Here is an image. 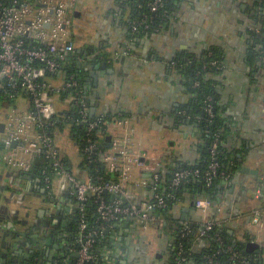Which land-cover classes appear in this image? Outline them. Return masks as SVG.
<instances>
[{
	"label": "crops",
	"instance_id": "0c3cea01",
	"mask_svg": "<svg viewBox=\"0 0 264 264\" xmlns=\"http://www.w3.org/2000/svg\"><path fill=\"white\" fill-rule=\"evenodd\" d=\"M32 1L42 5L57 0ZM174 3L173 17L162 31L132 37L128 21L133 0H78L68 14V36L76 52L81 54L76 60L79 82L90 107L96 109L95 114L124 113L129 118L130 123L125 128L134 131L129 149L138 156L141 165L127 164L129 181L125 189L136 199H147L151 194L149 189L136 187V182L150 184L153 172L166 180L184 165H198L202 158L204 140L195 130L196 125L185 123L187 119L180 112L190 106L195 96L171 65V58L181 51L200 56L208 48L218 49L221 62L217 67L219 72L213 77L214 99L225 125L223 145L231 157V171L216 186L209 217L220 222L234 243L246 249H264V193L260 198L254 197L257 184L264 182V56L260 52L255 54L257 58L248 55L259 32L258 26L248 30L251 26L248 19L254 18L251 1L175 0ZM242 3L247 5L245 9L240 7ZM104 62L106 69H112L111 73L97 67ZM64 76L66 74L62 73L52 80L60 83ZM118 122L115 119L109 125L112 133L107 136H111V140L122 137L126 130ZM1 123L4 124L2 116ZM142 133L159 144L157 153L152 151L156 147L153 143L150 149H144L140 143ZM64 137L56 138L61 153L68 157L71 171L80 174L77 148L74 145L70 155L65 154L63 143L59 144ZM168 141L172 142L167 144ZM107 145L110 150L111 142ZM6 172L18 173L0 166V173ZM10 179L6 177L5 182ZM11 189V186L0 187V209ZM57 193L59 207H70L68 196L71 193L66 189H58ZM195 200L193 193L184 191L166 215L156 213L155 221L145 229L133 219L126 227L125 221L117 224L107 236L110 257L104 262L168 264L175 237L183 226L192 227L201 221ZM5 209L9 212L12 206L8 204ZM256 209L262 212L259 224L252 220ZM10 222L13 223L12 219L7 217L0 220V264H7V260L10 264H21L25 257L19 253L15 237L7 232L11 230ZM75 243L76 238L55 246L40 240L39 248L32 242L31 247L41 252L44 264H52L45 251L52 249L55 253L57 247L62 253L59 264H73ZM194 245L196 249L202 247V244ZM29 248L24 247V250Z\"/></svg>",
	"mask_w": 264,
	"mask_h": 264
},
{
	"label": "built area",
	"instance_id": "2783aa9c",
	"mask_svg": "<svg viewBox=\"0 0 264 264\" xmlns=\"http://www.w3.org/2000/svg\"><path fill=\"white\" fill-rule=\"evenodd\" d=\"M77 1L57 0L39 5L32 0H0V104L7 107L0 115L4 117V142L7 147L5 160L9 166L29 173L35 163L44 160L37 169L45 191L51 195L57 187L66 189L74 197L79 213L83 211L88 197H94L96 225L88 227L80 214L79 234L72 249L77 254L75 264H88L98 258L91 251L95 237L102 234L108 236L109 232L126 218L133 219L145 229L155 221L157 210L167 208L168 200L175 199V196L171 191L166 196L159 193L156 184L160 176L154 172L150 184L145 181L135 183L136 187L149 189L151 194L147 199H136L127 191V164L141 165L138 156H134L129 149L134 134L132 128H125L130 123L129 118L119 120V126L126 129L124 135L114 137L110 141V150L103 151L98 144L91 142L89 137L92 130L99 125L98 121L89 118V102L79 94L80 91H73L79 88V80L74 75L64 76L60 83L54 82V78H47V74L60 76L67 59L76 53V48L68 36V14ZM162 5L163 0H151L150 9L155 11ZM132 30H136V27ZM209 63L220 67L217 61L211 60ZM197 85L196 83L194 86ZM208 100L210 97H207ZM72 106L77 114L75 125L84 124L86 127V145L81 152L83 161L90 165L100 159L107 171L117 174L116 181L105 180L100 176L91 179L85 173L83 177H79L67 167L56 141V138L63 134L55 128L60 125L56 114L63 113ZM203 111L209 121L214 117L211 106L206 105ZM108 133H112L109 126ZM14 142L15 146L12 147ZM76 148L79 151L77 146ZM216 148L217 140L210 148L211 163L202 175L207 186L211 185L217 174ZM200 175L198 170L179 168L169 179L170 188L175 190L182 182L194 177L199 178ZM221 177L225 178L227 174L222 173ZM104 193L112 198L105 199ZM263 193L264 182L260 181L254 190V197L260 198ZM195 209L201 217L196 226L199 236L208 235L214 227L221 228L219 221L209 217V198L196 199ZM261 215L260 209L253 212L252 220L255 224L260 223ZM189 231V226H183L181 237ZM215 237L216 241L222 242L219 235L216 234ZM178 250L180 254L182 248L179 247ZM226 250L233 262L249 264L241 252L230 246H227ZM109 257V249H106L102 253V259L107 261ZM182 262L183 258L178 259L176 263ZM212 263L217 264L209 257L204 264Z\"/></svg>",
	"mask_w": 264,
	"mask_h": 264
},
{
	"label": "trees",
	"instance_id": "16d2710c",
	"mask_svg": "<svg viewBox=\"0 0 264 264\" xmlns=\"http://www.w3.org/2000/svg\"><path fill=\"white\" fill-rule=\"evenodd\" d=\"M250 1L252 4L251 7L260 9V12L262 13V18L260 20L261 26H258V28H260L258 33L261 34L259 36L257 34L254 41L255 45L260 46L259 52L264 56V0ZM174 2L175 0H163L162 7H159L155 11H151V0H133L131 18L128 21V30L131 36L142 37L162 31L164 26H167L169 20L173 17V12L175 11ZM133 27H136V30L133 31ZM80 56L81 54L76 52L75 54H72L65 62L63 73H65L67 77L74 75L79 80V67L77 66L76 60ZM211 60L217 61L218 63L221 62L220 53L218 49L214 47L206 49L200 56L186 51H181L176 53L171 58V65L183 78L186 88L195 96L193 102L190 103V106L187 105L183 107L180 112H182L183 118L189 119L192 123H197L199 125L201 129V138H203L204 142L201 146L202 158L200 163L198 165L182 166L183 168L198 170V172L201 174L199 178H190L189 180L182 182L180 187L175 190L170 188V177H168L166 180L160 179L156 184V187L161 195L166 196L171 191L175 196V199L168 200L167 208L157 210V215H166L167 211L172 208L176 200L182 197V193L184 191L193 193L194 199L209 198L211 200V198L214 196L213 194L216 190V186L220 183L222 178L221 174L223 173L226 175L231 171V167L229 165L231 157L223 145L225 125L220 118V108L217 106L214 99L215 93L213 77L219 72V70H217L218 66H212L209 63ZM47 78L55 77L47 74ZM196 83L198 85L194 86ZM73 91H80L79 94L81 96H87V94L84 93L82 84L80 82L79 88H76ZM68 93H70V91ZM207 97H210V100L207 101ZM206 105L212 107V112L214 114V117L210 119V121L203 111ZM76 117L77 114L75 113L74 106L63 113H57L56 118L60 122V125H57L55 128L58 132L63 134L67 132L69 139L74 145L78 147V154L81 160L79 163V171H81V173H76L77 176L83 177L81 174L83 175L85 173V175L91 179H95L97 176H100L105 180L116 181L117 174L107 171L100 159L95 160L90 165L85 164L83 161V155L81 152L86 145L84 143L85 138H87L86 127L84 124L75 125L74 120ZM125 117L127 116L124 113L120 115L109 113L94 114L93 116H91L89 113V118L92 121H98L99 124L98 127L93 129L89 135L91 142L98 144L103 151L107 150L106 136L108 133L109 124L115 121V119L120 120ZM216 140L217 148L215 157L218 163L217 174L213 178L211 185L207 186L202 178V175L208 170V167L211 163L210 148ZM63 158L68 165V157L64 155ZM43 161L44 160H40L35 163V167L29 172L32 177H38L39 173L37 167L40 166ZM67 167H69V165ZM103 196L107 200L112 198L111 195L105 193ZM95 208L96 203L94 202V197L89 196L83 211L80 213L76 211L77 223H79L80 214H82L83 220L88 227H93L96 225ZM196 226L197 225L190 227V231L184 237H181V233L177 234L168 264H177V260L182 258V264H204L209 257H212L213 260L217 262V264H239L229 259L230 254L226 250L227 246H230L234 250L241 252L246 257L249 264H264V260H262V254H264L263 248L247 252L246 248H244L242 245H238L231 241L224 229L220 227H214L212 231L208 233V235L202 237L198 235ZM78 234L79 231L77 230L76 235L78 236ZM216 234L221 237V243L215 240ZM108 242L109 241H107V236L105 234L94 238L91 251L97 255L98 258L97 260L91 261L88 264H105L104 260L102 259V253L107 249ZM195 243L200 245L202 244V247L200 246V248L196 249L194 247ZM179 247L182 248L180 254L178 250ZM30 262L35 264L33 260Z\"/></svg>",
	"mask_w": 264,
	"mask_h": 264
},
{
	"label": "flooded vegetation",
	"instance_id": "af4514ba",
	"mask_svg": "<svg viewBox=\"0 0 264 264\" xmlns=\"http://www.w3.org/2000/svg\"><path fill=\"white\" fill-rule=\"evenodd\" d=\"M253 11V13L250 11V14L252 13L251 15H254L255 17H250L248 19L251 25L248 30L255 26H261L260 20L262 18V13L260 12V9L254 7ZM257 34L259 36L261 33ZM259 50L260 48H257V45H254L253 48L249 47L248 55H253L254 58H257L255 54H257ZM187 120L192 124L189 119ZM193 124L198 125L197 123ZM1 125L3 127H0V130L3 128L4 133V124L1 123ZM3 133H1L0 131V166L5 167L7 169L8 167L10 169H14L13 167L9 166L5 160L7 148L4 142L5 138ZM6 177H10L11 179L5 182ZM0 179L1 189L7 188L8 186L12 187L10 191L11 199L19 197V199L30 201L29 199L32 200L34 198L35 200L40 201L39 204L41 207L36 208L34 210L33 215L31 213L32 208L29 204H22L21 206L23 209H25L24 216L20 214L21 208H18V205L15 202H12V204H10L12 206L10 212L5 209V205L0 209V220L5 219V217H7L8 220L12 219L13 221V230L11 229L7 232H10V237H17V239H19L20 246L18 248V251L22 250L21 253L25 257L22 264H32V262H30L31 260H33L35 264L45 263L44 256H41V252L38 249L36 250L31 247V238L35 236H37L38 238V241L34 244L36 248L37 245H39L38 243L40 242V240H42L46 245L52 244L55 246L58 242H62L63 240L65 241L66 239L72 242L77 237V210L76 203L72 195L68 196L72 199L71 205L69 207L70 212L65 213L62 207H60L59 209L57 208L59 205L55 202L53 197H49L46 191H42L45 189L39 177H32L29 173H22L21 171H18V173H0ZM4 200L6 201L7 199L4 198ZM49 203L51 204L52 209L50 207H44ZM14 224H17V226L15 227ZM24 247L30 248L27 251L24 250ZM56 250L57 251L55 253L52 249L45 251V255L47 254V258L52 264H59V261L62 257L60 248L57 247ZM6 262L7 264H10L8 263V260Z\"/></svg>",
	"mask_w": 264,
	"mask_h": 264
},
{
	"label": "rangeland",
	"instance_id": "374dc122",
	"mask_svg": "<svg viewBox=\"0 0 264 264\" xmlns=\"http://www.w3.org/2000/svg\"><path fill=\"white\" fill-rule=\"evenodd\" d=\"M7 107L6 106H3V105H1L0 104V113H2V110H5ZM1 116V115H0ZM3 117V116H2ZM4 118V117H3ZM143 134V133H142ZM3 135H4V137H5V128H4V133H3ZM62 135H65V137L63 138V140L59 143L60 145L62 144V149H63V151H65V154L67 153L68 154V156L70 155V153H71V150L74 148V144H73V142L69 139V137H68V133L67 132H65L64 134H62ZM144 135V134H143ZM60 136V135H59ZM58 136V137H59ZM60 139V138H59ZM58 142L59 141H57V145H58ZM170 142H172V141H168L167 142V144H169ZM140 143L143 145V147H144V149H150L151 147V143H153V146L154 145H156V147H154V149L152 150L153 152L155 151L156 153L160 150L159 149V144L157 145V143H155V142H153L152 140H149V137L145 134L144 135V137L143 138H141L140 139ZM18 171H20V170H18ZM22 172V171H21ZM22 173H25V172H22ZM22 187V186H21ZM58 187H57V189H55L54 190V192L52 191V194L51 195H49V197H53V199L55 200V202L57 203V201H58ZM3 197H5V196H3ZM9 198V199H8ZM6 199L8 200H6L7 201V203L9 204V206H10V204H12V202H15V203H17V205H18V208H21V210H20V214L21 215H23L24 216V213H25V209H23L21 206H22V204H27V203H30L29 205L31 206V213H32V215H33V213H34V210L36 209V208H39V207H41L40 206V201H37V200H31V199H29L30 201H28V200H22V199H19V197L17 198V197H15V199L14 198H10V194H8V196L6 195ZM6 201H4L3 202V204H2V206L4 207V205L6 206V207H8V204H6ZM28 205V204H27ZM46 205V204H45ZM45 208L46 207H50L51 209H52V207H51V204L49 203V204H47L46 206H44ZM11 210H9V212H10ZM28 211V210H27Z\"/></svg>",
	"mask_w": 264,
	"mask_h": 264
},
{
	"label": "water",
	"instance_id": "95a60500",
	"mask_svg": "<svg viewBox=\"0 0 264 264\" xmlns=\"http://www.w3.org/2000/svg\"><path fill=\"white\" fill-rule=\"evenodd\" d=\"M246 4L245 3H242L241 5H240V7L242 8V9H245L246 8ZM97 67H101L102 69H105V72H107V73H111L112 72V69H106V63L104 62V63H101V64H99ZM96 67V68H97ZM102 73V72H101ZM102 75V74H101ZM92 77H94V80L95 81H97V76L94 74V73H92V75H91ZM84 80H86V79H84L83 78V81ZM95 108L94 107H90V115L91 116H93L94 114H95ZM185 123H187V124H189L190 122L187 120V121H185ZM0 127H3L1 124H0ZM195 130H197V131H201V129H200V127L198 126V125H196V129ZM1 131V133H3V128L0 130ZM109 141H111V136H106V142L108 143ZM12 147H14L15 146V142L11 145ZM108 147H110V145H107ZM7 148V147H6ZM43 192L45 191V190H42ZM68 201L69 202H71L72 201V199L70 198V197H68ZM58 209L60 208L59 206L57 207ZM64 211H65V213H68V212H70V208H69V206H66L65 208H64ZM129 221H130V219L129 218H126L125 219V227L126 226H128V223H129ZM8 226H10L11 227V229L13 228V224L10 222V223H8ZM13 230V229H12ZM106 234H108V232H106ZM37 236H35V237H33V238H31V242L32 243H34L35 244V242H37ZM19 239H17V237H15V244L18 246V244H19V241H18ZM14 244V245H15ZM236 244H240V243H236ZM19 246H20V244H19ZM39 245H37V248H39L38 247ZM247 246H250L249 244H247ZM255 246V245H254ZM252 247V246H251ZM253 249V247L251 248V249H246V251L247 252H250V251H253L252 250ZM19 250V249H18ZM22 252V250H20L19 251V253H21ZM74 257L76 258L77 257V254H74ZM17 262V261H16ZM15 262V263H16ZM17 264V263H16ZM22 264V263H21ZM73 264H75V260H74V263ZM106 264V263H105Z\"/></svg>",
	"mask_w": 264,
	"mask_h": 264
}]
</instances>
